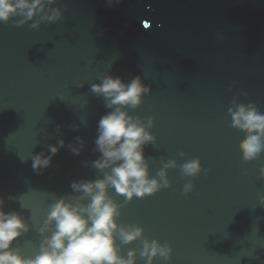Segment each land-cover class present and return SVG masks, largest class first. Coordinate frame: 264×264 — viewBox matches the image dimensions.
Returning <instances> with one entry per match:
<instances>
[{"label": "water", "instance_id": "water-1", "mask_svg": "<svg viewBox=\"0 0 264 264\" xmlns=\"http://www.w3.org/2000/svg\"><path fill=\"white\" fill-rule=\"evenodd\" d=\"M109 2L57 0L48 7L63 19L35 29L39 15L19 27L21 17L0 22V197L30 226L14 247L35 256L50 205L80 195L73 180L110 172L92 163L100 157L98 121L111 109L91 86L105 75L126 83L139 76L151 91L126 111L145 124L154 118L155 140L144 146L149 175L168 160L177 167L167 169L169 187L144 198L125 203L109 188L121 206L117 222L170 244L169 258L153 264H264V152L241 159L244 133L228 113L233 101L264 112V0ZM77 136L85 141L78 156L68 147ZM61 139L52 165L34 171L32 156L49 155ZM197 157L204 171L182 176L179 165ZM189 180L194 188L185 194ZM116 243L121 255L136 249V264H146L141 240L123 244L117 235Z\"/></svg>", "mask_w": 264, "mask_h": 264}, {"label": "clouds", "instance_id": "clouds-1", "mask_svg": "<svg viewBox=\"0 0 264 264\" xmlns=\"http://www.w3.org/2000/svg\"><path fill=\"white\" fill-rule=\"evenodd\" d=\"M119 2L110 0L108 4L112 6ZM56 3L57 0H0V22L7 24L14 17H21L16 22L19 27L39 15V20L31 24L35 29L42 21H60L63 19L61 9L48 7ZM91 91L97 97H103L105 107L111 109L98 121L94 150L100 157L92 163L96 169H110V172H106L103 179L73 180L70 187L80 195L60 198L50 205L47 219L39 229L44 239L35 256L25 257L19 247H14V242L29 232L30 226L20 213L5 211L4 198L0 197V264H136L137 250H129L127 257L121 255L117 235L123 244L141 240L139 255L146 264H153L157 256L164 260L169 258L170 244L145 238L139 226L117 222L121 206L108 194V189L113 188L127 203L134 197L144 198L170 186L167 169L177 167V162H164L157 177H151L144 156V146L155 140L149 131L154 118L147 117L145 124L140 117H133L126 111L142 104L144 95L151 91L150 86H146L139 76L126 83L120 77L105 75L100 78V83L91 86ZM233 103L234 107L228 109L231 127L244 133L239 144L241 159L254 160L264 152V112L258 111L253 103ZM75 128L78 130V126ZM64 146L65 141L61 139L57 145H49V155L44 152L33 155V170L41 173L49 168L53 157ZM84 146L85 141L79 136L76 144L68 145L77 156ZM180 155L186 154L181 152ZM179 167L181 175L190 178L198 177L204 171L198 157L186 160ZM259 177L264 180V166L259 169ZM193 188L189 180L184 184L183 192L188 194ZM85 200L87 203H83ZM258 200L264 208V195ZM49 232L51 234L46 235Z\"/></svg>", "mask_w": 264, "mask_h": 264}]
</instances>
